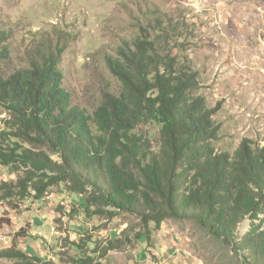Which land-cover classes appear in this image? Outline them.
<instances>
[{
	"label": "rangeland",
	"instance_id": "obj_1",
	"mask_svg": "<svg viewBox=\"0 0 264 264\" xmlns=\"http://www.w3.org/2000/svg\"><path fill=\"white\" fill-rule=\"evenodd\" d=\"M159 16L177 27L161 46L162 55L175 59L176 67L189 66L197 79L193 96L216 109L211 119L217 136L208 142L215 154L235 157L243 141L253 151L264 148V0H0V79H25L41 40H62L53 71L65 110L77 114L78 125L110 157L112 168L127 169L121 145L144 146L151 158L163 137L161 125L136 110L118 76L120 53L143 30L155 37ZM16 116L0 102V134L7 133L0 144L34 150L10 134H16L10 127ZM120 119L124 138L113 141L111 124L121 125ZM51 159L59 161L56 155ZM22 175L13 164H0V250L13 247L29 261L0 264H76L84 258L92 264H244L229 241L214 239L191 220L165 219L158 229L125 212L92 216L84 198L68 193L66 184L50 187L40 200H21L16 189L1 188ZM250 222L242 223L238 237ZM22 230L26 236L18 235Z\"/></svg>",
	"mask_w": 264,
	"mask_h": 264
},
{
	"label": "trees",
	"instance_id": "obj_2",
	"mask_svg": "<svg viewBox=\"0 0 264 264\" xmlns=\"http://www.w3.org/2000/svg\"><path fill=\"white\" fill-rule=\"evenodd\" d=\"M154 21L155 37L143 30L120 53L123 67L117 74L136 110L161 125L159 153L150 158L144 146L128 141L121 145L127 169L112 168L110 157L102 156L78 125L77 114L65 110L55 87L53 65L63 52L62 40L53 45L42 39L25 79H0V102L17 114L10 126L16 134H10L34 148L23 149L17 142L6 148L0 144V164L23 171L14 184L2 183L1 188L16 189L21 200H40L50 187L66 184L68 193L84 198L92 216L111 218L125 212L158 229L165 219L191 220L214 239L229 241L244 264H264V148L256 152L243 141L235 157L215 154L208 142L217 136L211 119L216 109L208 110L202 99L193 96L197 79L191 68L176 67L175 59L162 55L161 46L176 36L177 27L161 16ZM56 110L62 115H54ZM122 126V121L111 124L113 141L124 138L119 133ZM0 137H7L6 131ZM52 155L59 161H53ZM246 219L251 220L249 227L238 237ZM18 235L26 236L24 230ZM0 259L29 261L13 247L0 250Z\"/></svg>",
	"mask_w": 264,
	"mask_h": 264
},
{
	"label": "built area",
	"instance_id": "obj_3",
	"mask_svg": "<svg viewBox=\"0 0 264 264\" xmlns=\"http://www.w3.org/2000/svg\"><path fill=\"white\" fill-rule=\"evenodd\" d=\"M1 230V229H0ZM1 235H2V233H1V231H0V245H1Z\"/></svg>",
	"mask_w": 264,
	"mask_h": 264
}]
</instances>
